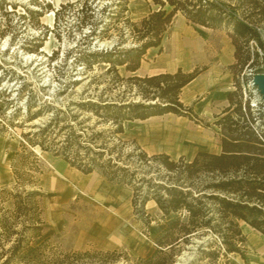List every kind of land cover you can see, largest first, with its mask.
I'll use <instances>...</instances> for the list:
<instances>
[{
    "label": "rangeland",
    "instance_id": "rangeland-1",
    "mask_svg": "<svg viewBox=\"0 0 264 264\" xmlns=\"http://www.w3.org/2000/svg\"><path fill=\"white\" fill-rule=\"evenodd\" d=\"M118 1L0 0V103H5L0 109L3 112L0 113V252L7 250L16 236L9 234L11 226L3 223L9 222L16 231L22 228L19 220L13 223L15 203L23 204L22 198L15 197L16 193L24 197L34 190L41 193L36 199L40 201L47 225L43 238L48 239L46 249L50 253L62 257L67 253L89 252L92 256H74L69 261L81 264L89 259L93 264L100 259L98 253L110 252L115 253L110 257L114 264H141L140 260L150 257L157 248L155 237L166 221L157 204L148 201L143 209L140 205L136 208L131 186L113 183L98 172L85 174L52 151L30 146L24 138L25 133L49 123L57 109L66 111L61 114L66 120L60 126L67 120L75 123L87 117L91 118L85 125L92 126L96 116L82 111L75 103L81 99H117L123 95L125 82L108 88L114 73L107 71L105 63L89 68L75 63L81 51L112 48L120 39L118 30L128 27V20L139 22L160 8L153 0H124L122 6ZM215 1L227 6L242 0ZM109 21L116 24L109 36L90 35L92 27L101 31ZM133 45L135 41L130 38L123 46ZM163 45L161 54L157 48L147 51L143 67L136 74L152 75L181 66L186 71L205 68L204 78L211 80L230 71L239 74L245 99L250 94L258 96L256 88L249 85L250 79H246L248 72L228 66L235 47L226 29L194 24L178 13ZM250 45L255 42L251 41ZM258 61L264 66L263 59ZM119 74L135 75L125 67L119 68ZM133 94L127 97L140 99ZM182 100L187 105L191 102L193 107L195 101L202 100V112L212 104L215 110L228 104L220 95L211 104L205 90L197 95L185 94ZM258 106L255 110L262 109L261 104ZM40 109V115L28 120L31 113ZM213 113L209 116L197 113L198 121L165 114L126 122L121 134L126 143L124 150L139 145L149 155L168 153L175 159L182 155L192 159L199 151L216 153L220 149V130L214 125ZM74 114H80L78 120L74 121ZM107 126L101 123L96 129ZM59 128H52L53 138ZM240 226L246 238L240 253L221 256L215 261L201 257L195 261L199 245L207 240V237H195L163 258L172 260L169 264H264V235L243 221Z\"/></svg>",
    "mask_w": 264,
    "mask_h": 264
},
{
    "label": "trees",
    "instance_id": "trees-1",
    "mask_svg": "<svg viewBox=\"0 0 264 264\" xmlns=\"http://www.w3.org/2000/svg\"><path fill=\"white\" fill-rule=\"evenodd\" d=\"M123 1L119 0L118 5L122 6ZM153 1L160 8L139 22L128 20V27L118 30L120 39L112 48H89L87 53L81 51L75 57L78 67L105 63L107 71L114 73L108 88L125 82L123 95L117 99L99 97L77 101L75 104L82 111L96 116L92 126L85 125L91 117L75 123L67 120L60 126L66 120L61 117L65 110L57 109L49 123L37 131L25 133L24 138L30 146L52 151L85 174L98 172L113 183L131 186L136 208L140 205L143 209L150 200L156 202L166 218L165 226L155 237L156 250L150 257L141 259V264H169L172 260L163 257L176 252L183 243H190L195 237H207L199 245L195 261L200 257L215 261L242 251L246 238L241 221L264 235V110H255L251 94L245 99L239 74L233 73L234 90L228 94V105L216 115L214 122L220 130L219 153L199 151L192 159L184 155L175 159L168 153L149 155L139 145L124 150L126 143L121 134L126 122L170 113L199 120L194 107L186 105L181 94L205 68L192 71L179 68L175 72L144 76L136 74L149 49L157 48L159 53L163 52L164 40L178 13L194 24L226 29L235 47V63L231 68L239 67L240 72L246 70L249 82L255 74L264 73V66L258 61L264 60V0H242L227 6L215 0ZM115 25L109 21L101 31L92 27L90 35L109 36ZM130 38L135 45L124 47ZM251 41L255 45H250ZM120 67L135 75L122 77ZM132 92L140 99L128 98ZM4 104L0 103V109ZM45 106L50 108L52 104ZM28 110L31 112L30 105ZM40 113L41 109L31 113L28 120ZM79 116L72 115L74 121ZM101 123L108 126L96 129ZM56 126L60 128L53 138L52 128ZM40 195L37 190L24 197L16 193L15 197L22 198L23 204L15 203L13 223L20 221L22 228L16 231L12 224L4 221V226H11L9 234L16 236L11 246L0 252V264H78L70 262V258L92 256L89 252H74L61 257L48 252V239L43 238L47 225L40 201L36 199ZM97 255L100 259L93 264L116 263L110 258L115 253ZM89 262L88 259L81 264Z\"/></svg>",
    "mask_w": 264,
    "mask_h": 264
},
{
    "label": "crops",
    "instance_id": "crops-1",
    "mask_svg": "<svg viewBox=\"0 0 264 264\" xmlns=\"http://www.w3.org/2000/svg\"><path fill=\"white\" fill-rule=\"evenodd\" d=\"M234 47V45H233ZM154 49V48H153ZM235 53V49L233 51ZM162 53V52H161ZM160 53V54H161ZM234 53H233V60L231 62L228 63V66H231L235 61V57H234ZM144 61V60H143ZM143 61H142V65L141 68L143 67ZM140 68V69H141ZM179 68H182L181 66H175L172 69L166 70V71H159L153 74H157V73H161V72H175L177 71ZM183 69V68H182ZM184 70V69H183ZM186 71V70H184ZM188 71H192V69H188ZM204 73L202 72L201 74H199L194 80H192L188 85H186L183 88L182 94H181V99L183 98V95H188L190 96V94L193 92L195 95H197L198 93H201L202 91H207L209 92V96H210V102L212 104V102H217L216 100H214V98H217L218 95L222 96L224 98V100L228 102V94L234 90V76L233 74L229 71L227 72L226 75H224L223 77H220L219 79L217 78H213L211 80H207L206 78H204ZM204 82L203 85H201L200 83ZM187 90H188V94H187ZM186 91V93H185ZM183 101V100H182ZM184 102V101H183ZM201 101H195L194 104V110L195 112H197L198 114H203L205 116H209V114L214 115L213 112H215V120H216V115H219L222 110L228 105H224L221 110H215V108L213 109V104L210 108H208V106L204 109V111H201ZM187 105V103H185ZM190 106L192 105L191 102L188 103ZM217 111V112H216ZM172 114V113H170ZM179 117H183V116H179ZM183 118H187V117H183ZM148 120V119H147ZM142 121V120H141ZM144 121V120H143ZM221 151V144H220V149L218 151H216V153H219ZM195 156V155H194ZM92 174V173H90ZM152 204H156V202L154 200L149 201V203Z\"/></svg>",
    "mask_w": 264,
    "mask_h": 264
},
{
    "label": "water",
    "instance_id": "water-1",
    "mask_svg": "<svg viewBox=\"0 0 264 264\" xmlns=\"http://www.w3.org/2000/svg\"><path fill=\"white\" fill-rule=\"evenodd\" d=\"M252 81L264 97V73L255 74L252 78Z\"/></svg>",
    "mask_w": 264,
    "mask_h": 264
},
{
    "label": "built area",
    "instance_id": "built-area-1",
    "mask_svg": "<svg viewBox=\"0 0 264 264\" xmlns=\"http://www.w3.org/2000/svg\"><path fill=\"white\" fill-rule=\"evenodd\" d=\"M250 86H252V87H255L256 88V91H257V94H258V96H256V97H254L253 98V101H252V106L253 107H257L259 104H261L262 105V109L264 110V97H263V95L260 93V91L258 90V88L253 84V81L251 80L250 81V84H249Z\"/></svg>",
    "mask_w": 264,
    "mask_h": 264
}]
</instances>
